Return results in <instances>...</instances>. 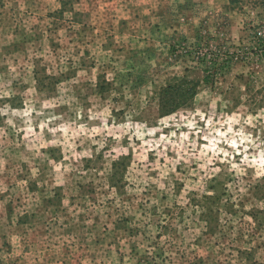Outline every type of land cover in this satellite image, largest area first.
<instances>
[{
  "label": "rangeland",
  "instance_id": "obj_1",
  "mask_svg": "<svg viewBox=\"0 0 264 264\" xmlns=\"http://www.w3.org/2000/svg\"><path fill=\"white\" fill-rule=\"evenodd\" d=\"M232 5L229 30L176 63L118 71L71 23L0 29V264L28 263L23 245L46 250L64 221L103 223L104 264H264V0Z\"/></svg>",
  "mask_w": 264,
  "mask_h": 264
},
{
  "label": "crops",
  "instance_id": "obj_2",
  "mask_svg": "<svg viewBox=\"0 0 264 264\" xmlns=\"http://www.w3.org/2000/svg\"><path fill=\"white\" fill-rule=\"evenodd\" d=\"M232 7L229 0H0V29L40 38L44 37L43 34L50 37L49 32L54 29L50 26H55L56 22L59 27L62 25L63 30L64 27L70 28L65 23H71L72 28L81 27V31H78V34L81 33L80 38L87 34L102 38L101 41L106 44L104 52L110 54L111 69L119 70L135 68L139 65L138 59L159 65L158 55L162 58L164 56L166 65L169 60L176 63L171 58L182 45L192 46L198 38L218 36L221 31L227 32L229 26H221L220 22L235 19L236 12ZM27 24H31L30 27H26ZM23 27L30 28V31H19ZM1 35L4 32L1 31ZM11 44L13 50L10 47L2 50L14 51L22 41H13ZM155 51L160 54L154 55ZM83 63L84 59L79 66L86 67L87 63ZM92 65L99 67L96 59ZM55 213L53 207V214ZM70 224L71 222L64 221L58 224V228L51 225V229L44 233L51 241L46 244L44 251H33L35 243L23 245L24 259L29 261L21 263L97 264L99 258V264H104L96 248L102 243H106L105 246L113 245L115 239L106 236L109 231L103 229V223L93 221L90 224L92 228L88 227L86 231H82L77 224ZM68 238L72 243L86 240L87 245L93 246V250H88V253H69L65 251L69 247ZM58 245L63 248L61 255L56 253ZM27 254L31 256L28 258ZM112 257L114 259L112 258L111 264H114L116 257ZM117 259L120 262L121 258Z\"/></svg>",
  "mask_w": 264,
  "mask_h": 264
},
{
  "label": "trees",
  "instance_id": "obj_3",
  "mask_svg": "<svg viewBox=\"0 0 264 264\" xmlns=\"http://www.w3.org/2000/svg\"><path fill=\"white\" fill-rule=\"evenodd\" d=\"M230 1V3L231 4H233V3H236V2H238L239 0H229ZM181 82V81H180ZM163 89V88H162ZM161 89V90H162ZM189 89L190 88H188V89H184L183 87H180V84H177V83H169V85H166V87L162 90L163 91V93L165 94V95H169V92L171 93L170 94V98H171V96L172 97H175V95L174 94H176V93H179L180 95H184V94H189V96H191V93H192V91L191 92H189ZM187 92H189V93H187ZM166 97V96H165ZM163 107V106H162Z\"/></svg>",
  "mask_w": 264,
  "mask_h": 264
}]
</instances>
